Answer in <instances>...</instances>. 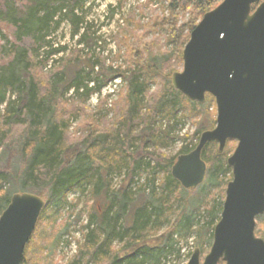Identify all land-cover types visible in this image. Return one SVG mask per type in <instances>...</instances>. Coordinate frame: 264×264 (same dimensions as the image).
I'll return each instance as SVG.
<instances>
[{"label":"trees","instance_id":"16d2710c","mask_svg":"<svg viewBox=\"0 0 264 264\" xmlns=\"http://www.w3.org/2000/svg\"><path fill=\"white\" fill-rule=\"evenodd\" d=\"M86 1L29 0L19 6L15 0H4L0 6V22L15 28L16 39L22 42L9 48L0 43V58H5L0 64V106L5 103L4 109L0 111V151L9 147V156V143L19 135L25 158L24 167L19 171L14 170L11 164L0 168V215L16 192L32 188L30 191L45 200V206L26 245L21 263L41 264L42 257H45L44 251L59 241L58 237L53 240V237L48 236L47 229L51 227V223L54 225L59 211L67 205L70 193L83 190L87 186L91 187L94 196L101 192L105 185L101 168H107L110 172L115 168H128L130 177L137 173V169L144 172V167L152 168L150 174H155L159 169L164 173L163 181L159 185L156 180L155 184L156 175L148 176V182L144 184L149 185L152 190L150 199L132 209L129 223L126 220L129 204L136 193L139 195L140 191H144L142 186L139 190L131 185L119 191L115 190L112 200L109 199L104 206L97 205L98 208L91 210L90 217L83 226L86 230L84 244L80 246L79 254L70 264H89L91 261L96 264H167L166 258L173 255L177 259L181 255L180 248H175L173 243L175 235L184 236L185 239L195 236V245L200 246L201 250L209 236L207 241L211 246L224 200L216 201V198H208L201 192L191 203L185 204L183 193L186 188L171 174L177 156L192 151L200 136H195L196 144L190 141L176 155L144 152V149L132 152L130 147H138L137 140L145 141L148 144L146 147L153 145L159 150L168 146L174 137L175 121L206 115L215 99L206 94V101L199 103L174 88L171 82L172 73L167 74L168 77L163 76L156 66L159 59L152 53L154 42L145 40L146 35L138 32L142 25L131 18L126 22L134 23L135 28H127L129 32L125 35L121 31V37H117L118 43L126 47L125 58L128 64L125 67L118 64L120 55L107 64L108 56L87 54L89 72L83 74L85 70L82 69L68 77L66 71L73 59L78 62L82 60V50L78 48L61 59L63 62L54 73L46 74L44 69L50 60L67 50L66 46L54 47L51 38L65 19L73 27L72 37L80 35L79 44L87 36L90 37L89 28L81 33L85 17L78 13V10L83 11ZM167 1L169 15L156 17L147 25L153 29L160 27L167 30L169 39L174 44V55L182 62V52L191 31L203 15L215 8L221 0ZM261 1L263 0L253 5L252 11ZM180 12H187L190 17L187 22L179 25ZM3 38L8 40L0 26V40ZM25 38H30L31 46L25 43ZM118 76L126 84L124 93L127 102L118 130L115 133L94 132L90 126L88 129L92 132L83 136L85 138L77 142L75 147L76 142L67 146L70 118L85 113V100L93 93H100L109 81ZM158 80L161 85L156 92H151V84ZM70 91L78 101L72 99L69 103L66 100V94ZM7 95L12 96L7 100ZM214 123L209 128L213 129ZM201 130L205 128L202 127ZM121 134L124 136L121 137ZM180 137L187 140L186 136ZM127 140L131 144L126 145ZM236 142L229 139L220 153L215 147L217 143L212 141L202 152V158L208 166L206 176L209 181H213L212 187L221 185L224 199L225 188L233 178V173L229 178L220 176L231 170L227 160L223 158L233 152ZM85 143V150L76 148ZM154 159L156 163L152 165ZM11 178L16 179V187L12 193L4 190ZM156 186L159 192L156 191ZM210 202L214 205L210 206ZM189 205H194L197 210L205 209L209 217L205 225L199 224L194 228L191 217L185 215L188 211L185 206ZM173 218L180 220L174 224ZM164 225L173 227L166 235L157 239L158 242L153 243L157 245L150 244L152 241L149 239L153 236L151 234ZM45 237L50 240L52 238L53 241L48 244ZM116 242L123 243L124 249L129 252L119 255L120 249H114ZM148 252L153 253L151 257H145ZM151 259L152 263L149 262Z\"/></svg>","mask_w":264,"mask_h":264},{"label":"water","instance_id":"95a60500","mask_svg":"<svg viewBox=\"0 0 264 264\" xmlns=\"http://www.w3.org/2000/svg\"><path fill=\"white\" fill-rule=\"evenodd\" d=\"M221 0L193 28L183 52V69L174 72V88L192 101L215 98L217 123L202 132L196 147L177 156L171 174L186 189L205 180L202 152L218 142L227 158L228 182L220 220L209 252L202 260L196 247L187 264H264V237L256 235V218L264 213V0ZM45 200L17 192L0 215V264H21Z\"/></svg>","mask_w":264,"mask_h":264},{"label":"rangeland","instance_id":"374dc122","mask_svg":"<svg viewBox=\"0 0 264 264\" xmlns=\"http://www.w3.org/2000/svg\"><path fill=\"white\" fill-rule=\"evenodd\" d=\"M15 1L19 6L29 2V0ZM2 2H4V0H0V6ZM78 13L83 14V16L85 17V21L81 27V33L86 32V29L89 28L91 38L87 36L84 42L79 44L78 39L80 38V35L72 37L73 27L71 25V22L65 19L61 23L60 27L51 35V38L53 40L54 47H57L58 45L66 46L67 50L55 55L53 59L50 60L47 67L44 69V72L46 74L54 73L62 64L63 61H61V59L67 57L71 50L78 48L82 50L80 52L82 60L78 62L76 59H73V62L70 64L66 71L68 77H72L78 70L82 69L85 70L83 71V74L89 72V68L87 67V65L89 64L87 54H89V56H95L98 54L108 56L109 59H107V64H109L110 61L114 59V57L120 55L118 64L125 67L128 64L125 58L126 47L118 43L117 37H121V31H123V34L125 35L127 34V32H129L127 28H135L134 23L126 22V20L130 18L142 25L138 32L144 33L146 35L145 40L148 42H154L152 53L158 56L159 60L156 66L159 68V70L162 71L161 73L163 76L168 77L169 74H173L174 72L181 71L183 69V61L179 62L175 57L173 50L174 44L169 39L170 35L167 30L160 29V27L153 29L147 25L148 22H151V20L156 17H167L169 15L170 9L169 2L167 0H87L83 11L78 10ZM189 17V13L180 12L179 25L183 22H187ZM0 26L3 28V34L8 36V40H5L4 38L0 40L1 44H4L9 48L13 44L22 43L16 39L15 28L7 25L4 22H0ZM25 43L30 44L31 46L30 38H25ZM3 61H5V58L1 57L0 64ZM125 85L126 84L122 81L120 76L115 77L112 81H109V83L103 87L100 93H93L87 100H85V102L83 103L85 113H79L78 115L70 118L67 146L72 145L76 142L74 144L75 147L77 145V142L85 138L83 136L87 135L89 132H92L88 129L90 126L93 127L91 129H93L94 132L112 131L113 133H115L118 130V128L120 127V121L123 119V112L127 108V102L124 93V91L126 90ZM160 85L161 81L159 80L157 83H152L151 92H156ZM11 96L12 95H7V100ZM66 98L69 103L73 101L72 99L78 101L77 97L74 96V93L72 91L66 94ZM4 107L5 103L0 106V111L3 110ZM200 117L190 116L183 118L181 121H175L173 139L169 141L168 146L163 148L161 147L160 150L153 145L146 147L148 144L145 141L142 142L140 140H137L136 142L138 144V147L131 145L130 151L136 152L137 150L143 151L144 149V152H160L168 156L179 154L180 149H182L185 144H190V141L196 144L197 139L195 136H201L203 131L211 129L209 127L213 125L214 121V124L216 126V101H214V104H212L209 108V112L206 115H200ZM157 124H159V122ZM202 127L205 128V130L202 131ZM146 134H148L147 131ZM120 136L122 137L124 135L121 134ZM180 136H186L187 140H182ZM20 141L21 137H19L18 135L15 136L14 140L9 143L11 144V153L9 154V156V147L7 148V150L2 149L0 151V168H4L7 164H11L14 170L19 171L24 167L25 158L22 149V143ZM129 143L131 144V142L127 140L126 145H129ZM216 143L217 146L215 147L218 149V142ZM86 145L87 143L79 144L76 148H82L83 150H85ZM71 149L73 150V148ZM208 151L212 152V150ZM135 155L137 156L138 154ZM228 157H224L223 159L227 160ZM155 163L156 161L154 159L152 165H155ZM101 169L104 173L103 179L105 185L104 187H102L101 192H99L97 196L93 195L90 186L85 187L83 190L73 191L69 194L67 205L59 211L56 222L54 223V225L51 223V227L47 229L46 233L48 234V236L53 237V240L54 237L55 239L58 237L59 241L55 246L44 251L43 254L45 257H42V260L40 261L41 264H70V262L75 259L76 255L79 254L80 246L84 244L83 238L86 230L83 229V226L86 225L87 220L90 217L89 214L91 210H94V208H98L97 205L104 206L105 202H107L109 199L112 200V198H114L115 190L119 191L121 190V188L128 187L129 185L133 186L132 188H136V190H139V187L141 186L144 187V191H140L141 193L139 195H137L138 193H136L134 200L129 204L130 210L126 216V220L129 223L131 219L132 209L150 199L149 196L152 194V190L149 185L144 184L145 182H148V176L151 175L152 177L156 175L155 184L157 180V184L159 185L164 178V173L162 170L158 169L157 171H155V174H150L149 172L152 171V168L147 169L146 167H144V172L137 169V173L132 175L133 177H130L131 175L128 168H115L111 172L107 168ZM231 174L232 168L230 171L222 173L220 176L222 178H229ZM133 181H135L136 183ZM211 183H213V181H209L206 176L204 182L199 186L191 189H186V191H184L183 193L185 204L191 203V201L199 196V193L201 192L208 198H216V201L221 202V200H225L224 198H222L221 185H213L212 187ZM15 187L16 179L11 178L6 183L4 190L12 193ZM226 188L224 192L225 196ZM30 189L32 188L25 189L20 192H33L30 191ZM156 191L159 192L157 186ZM213 202H210V206L214 205ZM185 207L188 209V211L185 212V215L188 214V216L191 217L193 223L195 224L194 228L199 226V224L205 225V222H207V219L209 217L204 208H200L199 210H197L194 208V205ZM180 209L181 207H179V210ZM172 220L175 224L178 220H180V218H173ZM256 222V235L259 237H264V213L256 218ZM173 225L170 227L164 225L160 229L158 228L157 231H154L151 234L153 235L152 238L149 239L150 241H152V243L150 244L157 245L153 243L158 242L157 239L161 238V236L166 235L169 230L172 229ZM208 238L209 236L204 241L203 250H201L202 260L211 248L207 241ZM195 239V236H190L189 238L185 239L184 236L175 235L173 243L175 248H180L181 255L179 257H176L177 259H174L173 255L168 257V259L171 258L173 260H168L166 258L165 260L167 264H186L191 257L194 249L196 247H200L195 245ZM53 240L52 238L50 240L49 237H45V242H47L48 244ZM114 249H120L119 255L121 256L125 255L126 252H129L128 249H124L123 243H114ZM151 254L153 253L148 252L145 257H151ZM152 261L153 259H151L149 262L152 263ZM89 264L96 263L91 261L89 262Z\"/></svg>","mask_w":264,"mask_h":264}]
</instances>
